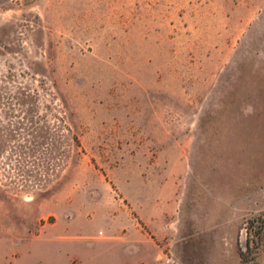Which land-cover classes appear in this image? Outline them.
I'll return each mask as SVG.
<instances>
[{
	"label": "rangeland",
	"instance_id": "374dc122",
	"mask_svg": "<svg viewBox=\"0 0 264 264\" xmlns=\"http://www.w3.org/2000/svg\"><path fill=\"white\" fill-rule=\"evenodd\" d=\"M0 264H264V0H0Z\"/></svg>",
	"mask_w": 264,
	"mask_h": 264
}]
</instances>
